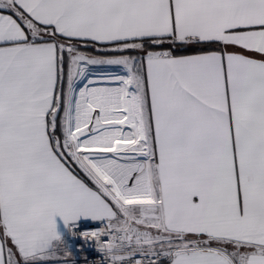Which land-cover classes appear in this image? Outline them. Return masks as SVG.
I'll use <instances>...</instances> for the list:
<instances>
[{"label":"snow or ice","instance_id":"1","mask_svg":"<svg viewBox=\"0 0 264 264\" xmlns=\"http://www.w3.org/2000/svg\"><path fill=\"white\" fill-rule=\"evenodd\" d=\"M0 264H264V0H0Z\"/></svg>","mask_w":264,"mask_h":264}]
</instances>
